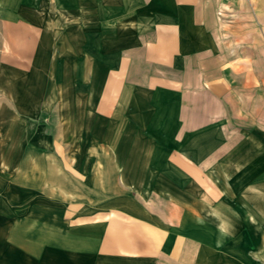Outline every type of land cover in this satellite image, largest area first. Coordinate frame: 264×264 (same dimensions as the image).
I'll list each match as a JSON object with an SVG mask.
<instances>
[{
	"label": "crops",
	"instance_id": "0c3cea01",
	"mask_svg": "<svg viewBox=\"0 0 264 264\" xmlns=\"http://www.w3.org/2000/svg\"><path fill=\"white\" fill-rule=\"evenodd\" d=\"M101 2L90 46L104 45L105 77L120 86L84 108L96 117H82L81 98L71 107L55 86L39 109H53L65 139L105 144L73 153L74 181L63 166L57 180L0 185V255H26L7 264H264V135L223 128L237 86L226 77L246 88L264 77V0L236 9L250 19L247 48L237 50L249 65L229 76L214 0ZM72 14L81 19L80 9ZM55 70L47 76H60ZM83 173L99 176L85 182Z\"/></svg>",
	"mask_w": 264,
	"mask_h": 264
},
{
	"label": "rangeland",
	"instance_id": "374dc122",
	"mask_svg": "<svg viewBox=\"0 0 264 264\" xmlns=\"http://www.w3.org/2000/svg\"><path fill=\"white\" fill-rule=\"evenodd\" d=\"M79 1L0 0V185L5 181L33 183L52 178L57 180L59 167L63 166L66 181H74L78 159L73 157V153L96 150L100 144H105L96 146L90 140L74 139V135L71 139L67 135L65 139L63 131L53 123V109H39L49 98V90L55 86L53 90L59 87L58 91L64 94L71 107L73 95L80 97L82 117H93L84 113V108L89 111L91 102L98 106L107 88L116 90L120 86L119 78L105 77L104 45L90 46L91 16L96 12L105 16L103 3L101 0ZM214 1L216 37L220 48L218 57L229 76L239 63L243 68L249 65L242 58L239 60L237 50L242 48L244 53L247 48L244 43L248 42L249 31L243 28L249 26L250 19L236 10L239 5L248 4L249 0ZM75 7L81 11L80 20H75L72 14ZM219 18L226 23L224 30L219 28ZM97 31L101 35L102 31ZM74 36L77 37L75 45ZM258 36L264 39V30L258 29ZM240 43L242 46L237 47ZM259 53L264 51L259 48ZM258 67L264 73V62H259ZM57 68L61 70L60 76H47L49 70ZM226 81L237 85L233 86L235 94L229 101L227 112L232 125L223 127L226 133L264 135V77L257 78L254 88H246L244 84L238 87L237 78L232 76L226 77ZM56 95L59 96L58 93ZM71 113L72 120L78 116L73 111ZM69 133L74 134L73 127ZM49 138L51 141L45 140ZM118 143L115 141L113 144L117 146ZM102 148H106L105 145ZM59 151H65L66 157H55ZM99 160L104 167L106 158ZM98 176L83 173L82 180L95 181ZM106 176L110 175H100L102 179ZM3 240L9 242L12 239ZM13 241L24 246L26 238L16 237ZM25 257L21 253L1 254L0 264L25 261Z\"/></svg>",
	"mask_w": 264,
	"mask_h": 264
},
{
	"label": "bare ground",
	"instance_id": "6f19581e",
	"mask_svg": "<svg viewBox=\"0 0 264 264\" xmlns=\"http://www.w3.org/2000/svg\"><path fill=\"white\" fill-rule=\"evenodd\" d=\"M15 22V21H14ZM34 56V55H33ZM13 65V64H12Z\"/></svg>",
	"mask_w": 264,
	"mask_h": 264
}]
</instances>
